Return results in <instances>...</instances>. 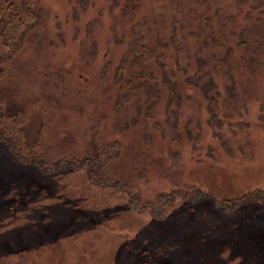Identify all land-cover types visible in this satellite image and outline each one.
Here are the masks:
<instances>
[{"label": "rangeland", "instance_id": "1", "mask_svg": "<svg viewBox=\"0 0 264 264\" xmlns=\"http://www.w3.org/2000/svg\"><path fill=\"white\" fill-rule=\"evenodd\" d=\"M127 1L41 0V42L7 67L3 91L21 108L16 125L27 139L42 136L39 158L101 154L98 176L120 185H95L85 168L43 174L13 158L0 138V264H264V194L232 209L227 203L264 193V69L237 67L236 92L223 91L212 124L172 53L167 69L191 96L176 133L164 125L165 87L156 114L133 125L136 114L117 109L115 72L131 24L152 21L164 1L141 0L120 27ZM111 143L119 151L109 160L100 148ZM172 191L189 196L163 217L152 213L148 205Z\"/></svg>", "mask_w": 264, "mask_h": 264}, {"label": "trees", "instance_id": "2", "mask_svg": "<svg viewBox=\"0 0 264 264\" xmlns=\"http://www.w3.org/2000/svg\"><path fill=\"white\" fill-rule=\"evenodd\" d=\"M40 1L0 0V138L6 142L13 158L34 166L43 174L85 168L90 182L115 188L120 185L119 182L97 174L103 168L101 154L40 159L36 150L42 136L30 142L24 127L16 125L24 116L11 94L3 91L2 84L7 67L15 57L22 55L32 43H40L42 40L47 14L40 7ZM112 1L118 3V0ZM140 1L128 0L121 8L123 17L117 22L120 27L124 19L133 20L141 8ZM163 1L158 4L161 12H152L153 16L157 15L152 21L145 18L131 24L129 31L134 36L126 56L115 72L114 84L118 88L117 109L124 107L129 110L128 114H136L131 119L133 125L140 124L142 117L148 120L152 114H156L164 101L162 87H165L168 94L164 125L175 132L179 126L178 114H181L182 107L191 96L182 93L178 80L173 78L174 72L170 75L164 60L172 53L175 54L174 63L179 71L184 72V82L198 90L206 105V112L211 115L209 122L212 123L215 120L214 114H219L221 110V102L224 106L223 91L227 96L236 92L237 67L243 65L264 69V60H261L264 59V0ZM165 9L169 10L168 17L163 13ZM190 41L195 45L193 50L190 49ZM159 50L161 54H158ZM155 66H158L156 70ZM190 69L192 73H189ZM251 72L249 81L254 80L256 75ZM125 86L128 91H124ZM117 146V143L103 145L100 151L105 158L110 157L109 160H112L118 155ZM263 194L254 191L227 203L232 209L247 201H257ZM182 195L189 196L179 191L159 195L148 208L156 216L163 217ZM197 195L204 197L206 194L198 191Z\"/></svg>", "mask_w": 264, "mask_h": 264}]
</instances>
